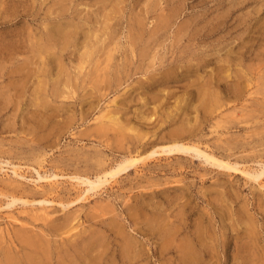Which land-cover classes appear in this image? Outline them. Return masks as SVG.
I'll use <instances>...</instances> for the list:
<instances>
[{"label": "rangeland", "instance_id": "374dc122", "mask_svg": "<svg viewBox=\"0 0 264 264\" xmlns=\"http://www.w3.org/2000/svg\"><path fill=\"white\" fill-rule=\"evenodd\" d=\"M3 2L0 43L12 45L20 64L33 56L25 68L38 69L39 76L30 89L46 81L49 90L62 87L63 96L49 100L43 111L29 89L9 101L0 86V256L11 230L23 225L45 234L52 250H70L60 251L68 261L89 264L73 257L69 247L79 232L74 243L92 233L90 239L98 241L97 264H177L173 248L158 254L161 240L148 231L149 224L155 226L153 216L172 228L181 219L192 227L200 219L208 225L211 256L197 264H264V174L255 179L241 171L254 175L264 163V0ZM59 24H65L64 40L50 39ZM41 41L49 45L46 51ZM204 97L206 111L198 105ZM115 104L143 137L117 143L94 132L99 116ZM141 112L150 120L138 119ZM169 112H176L175 120L187 116L191 141L237 169L210 165L192 152L143 159L101 190L85 192L86 184L70 177L93 180L98 158L107 168L129 151L142 155L152 142L166 144L160 137L174 127L163 121ZM221 119L222 134L212 133L210 125ZM12 195L26 203L8 204ZM45 197L49 202H37ZM248 218L253 239L245 235ZM127 242L133 249L129 262L121 256Z\"/></svg>", "mask_w": 264, "mask_h": 264}, {"label": "bare ground", "instance_id": "6f19581e", "mask_svg": "<svg viewBox=\"0 0 264 264\" xmlns=\"http://www.w3.org/2000/svg\"><path fill=\"white\" fill-rule=\"evenodd\" d=\"M20 1V0H19ZM5 2V0H4ZM3 2V3H4ZM6 3V2H5ZM20 3V2H19ZM1 4V3H0ZM2 5V4H1ZM110 17V16H108ZM107 17V18H108ZM261 22V21H260ZM57 24V23H56ZM55 24V25H56ZM140 24V23H139ZM54 25V26H55ZM107 25V24H106ZM104 25V26H106ZM53 26V27H54ZM67 26V25H66ZM53 27H50L52 28L53 30ZM76 27V26H75ZM109 27V25H108ZM107 27V28H108ZM70 28V27H69ZM77 28V27H76ZM76 28H75V31H76ZM46 29V28H45ZM65 29V24L62 25V24H59L55 30H53V37H52V34L51 35H47L50 39H55L57 41H60V40H64L63 37H65L66 35V31L64 30ZM104 29V28H103ZM83 31L82 29H80L79 27V32ZM105 32L107 31L106 29H104ZM45 31V30H44ZM109 31V30H108ZM107 31V33H108ZM51 32V31H50ZM90 33V30L88 31ZM110 32V31H109ZM78 33V32H77ZM86 33V31H85ZM87 33V34H89ZM50 34V33H49ZM75 34V33H74ZM79 34V33H78ZM86 34V35H87ZM84 37H85V34L83 33ZM94 35V34H93ZM54 36L56 38H54ZM90 36V35H89ZM43 37H46V36H43ZM92 37V35H91ZM128 37V36H127ZM63 38V39H62ZM77 38V37H76ZM75 38V39H76ZM86 38V37H85ZM88 38V36H87ZM86 38V39H87ZM46 39V38H45ZM85 39V40H86ZM89 39V38H88ZM13 40V39H12ZM49 40V39H47ZM6 41V40H5ZM4 41V42H5ZM15 41V39H14ZM14 41H11L12 43ZM18 41V39H17ZM93 40H91L90 42L92 43ZM105 41V38L103 40H101V43L104 44L103 42ZM2 43V39H1V43H0V86L3 87L4 89H6L7 91V98L9 101L13 100V97L14 96H20L22 93H24L27 89L30 90V94L31 95H34L35 97V106L37 107H40L42 108V110H46L50 104H49V100H54V98L56 97H59V96H63V89H61L62 87V83H61V88H57V89H52V90H49V88L47 87V83L48 82H44V86L42 88H39L37 87L39 84L38 81H37V88H31L29 87V83H34L32 82V80H34V77H37L39 75V70L38 69H33V68H25L26 65H30L28 63H34L33 61V56L29 58H26L25 60L21 61L23 62L22 64H20V62L18 61V57L17 55H15V53H13V49L11 48V46L9 45V42H5V43ZM16 42V41H15ZM43 43V41H41ZM45 42V41H44ZM51 42V40H50ZM54 42V41H53ZM75 42V41H74ZM39 43V42H38ZM66 43V42H65ZM100 43V41H99ZM97 43V44H99ZM49 44V42H48ZM94 44V43H93ZM107 44V42H106ZM53 45V43H52ZM60 45V44H59ZM92 45V44H91ZM95 45V44H94ZM14 46V45H13ZM16 46V45H15ZM18 46V44H17ZM38 47V46H36ZM91 47V46H90ZM89 47V49H90ZM99 47H101V45L99 44ZM98 47V49H99ZM103 47V45H102ZM39 48H41V50L43 51H46L47 48H49V45H45L44 43L39 46ZM37 48V49H39ZM54 48V46L52 47ZM56 48V47H55ZM61 48V47H60ZM108 48V47H107ZM112 48V47H111ZM12 49V50H10ZM51 49V48H50ZM97 49V50H98ZM114 49V48H112ZM16 50V49H15ZM33 50V49H31ZM54 50V49H53ZM100 50V49H99ZM106 50V49H105ZM37 51V50H36ZM52 52V50H50ZM108 51V50H107ZM112 51V50H110ZM33 52L35 53V51L33 50ZM89 52V57L92 58L95 51L92 49ZM32 53V52H31ZM38 53V51H37ZM54 53V52H53ZM82 53V52H81ZM110 53V52H109ZM109 53L106 55V56H109ZM36 54V53H35ZM86 54V52H85ZM111 54V53H110ZM28 55V56H29ZM44 55V54H43ZM42 55V56H43ZM62 56V55H61ZM111 56V55H110ZM31 58V59H30ZM38 58V57H37ZM44 58V57H43ZM42 59V58H41ZM54 59V58H53ZM56 59V58H55ZM54 59V60H55ZM82 59V58H81ZM87 59V57H86ZM89 59V58H88ZM154 59V58H153ZM31 62H29V61ZM35 60L37 61V59L35 58ZM40 60V58H39ZM45 60V59H44ZM19 62V65H13L14 62ZM58 61V60H57ZM28 62V63H27ZM39 62V61H38ZM37 62V63H38ZM52 63V62H51ZM18 64V63H17ZM42 64V63H41ZM41 64H38V65H41ZM53 64V63H52ZM79 64V63H78ZM8 65V66H7ZM13 65V66H11ZM21 65V66H20ZM44 64H42L43 66ZM80 65V64H79ZM84 65V64H83ZM107 64H105L106 66ZM32 66V65H31ZM36 66V65H35ZM82 66V65H80ZM44 67V66H43ZM42 67V68H43ZM79 67V66H78ZM83 67V66H82ZM107 67V66H106ZM119 67V66H118ZM41 68V67H40ZM61 68V67H60ZM110 68V67H109ZM54 69V68H53ZM103 69V68H102ZM38 70V71H37ZM47 70V69H46ZM52 70V69H51ZM60 70V69H59ZM58 70V71H59ZM107 70V68L105 69ZM80 71V69H79ZM122 71V69H121ZM127 71V70H126ZM38 72V73H37ZM41 72H44L41 71ZM49 72V71H48ZM53 72V71H52ZM63 72V70H62ZM45 73V72H44ZM54 73V72H53ZM66 73V72H65ZM101 73V72H100ZM41 74V73H40ZM51 74V73H50ZM98 74V73H97ZM96 74V75H97ZM118 74V73H117ZM128 74V73H127ZM95 75V76H96ZM41 76V75H40ZM49 76V74H48ZM52 76H55V75H51ZM64 76V75H63ZM94 76V77H95ZM101 76V75H100ZM106 76L108 78V72L106 73ZM112 76V75H110ZM127 76V75H126ZM125 76V77H126ZM43 77V76H41ZM98 77V75H97ZM96 77V78H97ZM118 77V75H117ZM116 77V78H117ZM45 75H44V77ZM43 78H40L43 80ZM48 78V77H47ZM50 78V77H49ZM48 78V79H49ZM59 78V76H58ZM119 78V77H118ZM130 78V77H129ZM128 78V79H129ZM36 79V78H35ZM52 79V78H51ZM53 79H56L53 78ZM66 79V77H65ZM100 79V77L98 78V80ZM102 79V77H101ZM113 79V78H112ZM124 79V78H123ZM38 80V78L36 79ZM122 80V78H121ZM127 80V79H126ZM49 81V80H48ZM80 81V80H79ZM95 81V80H94ZM97 81V80H96ZM114 81V80H113ZM41 82V81H40ZM70 82V80H69ZM68 82V83H69ZM78 82V81H77ZM75 82V86L79 87L78 86V83ZM98 82V81H97ZM104 82V81H103ZM51 83V82H50ZM83 83V81H82ZM35 84V83H34ZM33 84V85H34ZM42 84V83H41ZM57 84V83H56ZM70 84V83H69ZM99 84V82H98ZM96 83V85H98ZM103 84V83H102ZM105 84V83H104ZM32 85V84H31ZM49 86V85H48ZM51 86V85H50ZM67 86V85H66ZM95 86V85H94ZM99 86V85H98ZM41 87V86H40ZM47 87V88H46ZM2 88V89H3ZM64 88V87H63ZM71 90V89H70ZM74 91V90H73ZM2 92V91H1ZM0 92V102L2 101V96L4 95V91L1 93ZM62 92V93H60ZM69 93H73L71 91H68ZM205 93V91H204ZM207 94V93H206ZM205 94V95H206ZM155 97V96H154ZM156 98V97H155ZM205 98V97H204ZM209 98V97H208ZM57 99V98H56ZM208 99H202V100H199V101H202L200 102V104H198L199 106L201 105L202 108L204 109L203 111H206L207 110V102ZM3 103V102H2ZM90 103V102H89ZM210 104V103H209ZM177 105V104H176ZM158 106V105H157ZM178 106V105H177ZM198 107V106H197ZM197 107H195L197 109ZM201 108V109H202ZM217 108V107H216ZM176 110H181V107H177L175 108ZM123 109H120V107L115 104L114 107L110 108V109H107L103 114H101L98 118V122L97 124L94 126V132L98 135H102V136H106V139L109 140L112 138L115 139V141L117 143H121V142H126L128 141L132 136H135V137H143L144 134H139L138 132V125H130L129 123L131 122L130 118H124V120H122V115H123V112H122ZM183 111V110H182ZM181 111V112H182ZM198 111V110H197ZM47 112V111H46ZM170 113V112H169ZM208 115V114H207ZM125 116V115H124ZM175 116H178L176 115V112L175 114H168V117L166 116L165 120H163L164 122L165 121H168V122H173V125L174 127L170 128L169 131L165 134L162 133L160 139H163L165 138L166 139V144H162V145H156V144H152L151 143V147H153L152 149H150L149 151L147 152H143V154L141 155L139 153V151L137 150V155H133L129 150V152L127 153L128 155L126 156H122L120 157V159L116 160V162L114 163V165H112V162H111V165L112 166H108L107 168L106 167H103L102 165L104 164V161L99 159L96 160V164L99 168H97V171H95V177L91 179H89L87 176L83 177L81 176L80 174L79 175H74V176H70L72 177L73 179H77L78 183H82V184H86V188L83 190L85 192H89L90 190H97L98 188H100L102 185L106 184L107 182H109L110 179H114L117 175H121L127 171H129V169L133 166H135L137 163H139V161L143 160V159H147V158H156L155 156L156 155H165L166 156H183L184 154L186 155L187 153H192L194 155H201L200 157H202L203 155V160H206L205 163H209L210 165H215L219 168H223V169H234L236 170L237 167H236V164H231L229 161H224V160H221V159H218L216 158L215 156L212 155V152L209 153L207 152L206 148H203V150L200 148V142H193L191 141V138L189 137L190 136V127H188L186 123H191L190 119L187 118L185 119L186 117H184L183 119H179V122L177 124V120H175ZM185 116V115H184ZM151 116H144L143 112H141V116L138 118L140 120H150ZM197 118V117H195ZM153 119H156V118H153ZM210 120V117H205L204 121L205 123L209 122ZM155 121V120H154ZM216 122H214L213 124L210 125L212 129V133L215 132V133H218L219 135L222 134V131L219 132V130L217 128L221 127L222 129V126H224V123H225V120L224 119H221L219 121L215 120ZM140 122V121H139ZM193 122L195 121H192V124ZM211 122V121H210ZM213 122V121H212ZM138 123V121H137ZM141 123V122H140ZM170 123H168L169 125ZM191 124V125H192ZM194 125V124H193ZM192 125V126H193ZM205 125V124H204ZM195 127V126H194ZM197 128V127H196ZM129 131H136L135 134H131ZM193 131V130H192ZM199 131V130H198ZM110 132H111V135H110ZM155 135V134H154ZM195 135V134H194ZM194 138V137H193ZM192 138V139H193ZM157 139V138H156ZM194 140V139H193ZM114 141V142H115ZM138 141H141L140 139ZM162 142V141H160ZM164 142V143H165ZM168 142V143H167ZM144 143V142H143ZM155 143V142H154ZM141 144V143H140ZM228 144V143H227ZM108 145V144H107ZM113 145V144H111ZM231 146V145H230ZM224 148V147H223ZM147 149V148H146ZM225 149V148H224ZM206 150V151H205ZM127 152V151H126ZM184 155V156H185ZM188 155V154H187ZM216 155V154H215ZM190 156V155H189ZM192 156V155H191ZM190 156V157H191ZM161 157V156H160ZM202 159V158H201ZM110 160V158H109ZM107 161V160H106ZM105 161V162H106ZM110 165V164H109ZM91 167V166H90ZM92 169V168H91ZM14 173H18L16 172L15 169L12 170ZM241 171L243 173H245L247 176H251L253 178H259L261 175L264 174V163L261 164V167L259 169V171L257 170L255 172V174L253 175L252 173L249 172V170L247 169H241ZM12 172V173H13ZM92 173V172H91ZM56 175H54L55 177ZM93 177V176H91ZM115 180V179H114ZM264 185V184H262ZM101 190V188H100ZM92 192V191H91ZM85 194V193H84ZM87 194V193H86ZM21 200L23 203H26L25 199L22 200V198L20 197H15L12 195L11 197V201L10 203L8 204H12L16 201H19ZM49 199H47L46 197L43 198L42 200H38L37 202H49L48 201ZM32 202H36V201H32ZM181 216V215H180ZM242 216V214L240 215ZM134 217V216H133ZM150 217V216H148ZM178 217V216H176ZM187 218V217H186ZM176 219V218H175ZM188 219V218H187ZM240 219V218H239ZM149 220H151V222L154 225L152 224H149L148 226V231L149 233L152 235V234H157L158 237H159V240H161L157 246H156V250L158 251V254L161 256V254H163V252L165 250H170V249H174L176 251V256L173 258V261L177 264H197L199 263L204 256H207L209 259H210V256H211V245H210V241L212 240V236L211 234L209 233V229H208V225L203 223V220H199L198 222L194 223V226L192 227L189 226V223L186 222L184 219H181L179 220L178 223L174 222L177 224L176 227L172 228V227H167L166 224H164L162 226L161 222L152 216V218H150ZM168 220V219H167ZM189 220V219H188ZM248 226L247 228L245 229V235L247 237H249V239H253V235H254V230L252 229V220L248 218ZM147 221V220H146ZM66 222V221H63V223ZM150 222V221H149ZM171 221V223H173ZM70 223V221H69ZM148 223V221H147ZM192 222H190L191 224ZM66 225V223H65ZM168 225V224H167ZM71 228V227H70ZM39 230V229H38ZM53 230V229H52ZM71 230V229H70ZM111 230V229H110ZM147 231V232H148ZM111 232V231H110ZM116 232V231H115ZM146 232V231H145ZM118 233V232H117ZM79 232H76L75 234H73L75 237H73V242L70 243L69 247L72 248V252H74V255H72L73 257H76V259H81V260H87L89 261V264H97V258L100 256L98 253H97V247H96V239H90L93 235H90L91 237L89 238L88 237V240L86 241H80L82 242L81 244H78V243H74V241L76 240L77 236H78ZM83 234V233H82ZM95 234V232H94ZM182 234V235H181ZM72 235V234H71ZM70 235V237H71ZM72 235V236H73ZM148 235V234H147ZM157 235H154L155 237H157ZM181 235V236H180ZM96 236V234H95ZM69 237V238H70ZM62 238V237H61ZM68 238V239H69ZM72 238V237H71ZM82 238V237H81ZM97 238V236H96ZM96 240V241H95ZM99 240V239H98ZM177 240L178 242L176 244H174V241ZM49 239H47L45 237V234H41L39 233L38 231H36L33 227H24L23 225L22 226H19V227H16V228H13L11 230V237L9 238V243H8V246L6 245V248H5V251L4 253H2V255L0 256V264H84L83 263H79V262H72V259L71 261L69 260H66V257H62L60 255V251H62L61 249H57L56 250H52L51 247L48 245L49 243ZM78 242V241H77ZM98 242V241H97ZM1 243V242H0ZM6 243V241H5ZM130 243L131 242H127L125 244V246L123 247V255L121 256H124L123 258L126 259L127 262L131 261V258H133V256L130 254L131 252H133V249H131L130 247ZM2 244V243H1ZM3 246V245H2ZM248 246V245H247ZM246 246V247H247ZM245 247V246H244ZM1 248V247H0ZM59 248V247H58ZM133 248V247H132ZM67 249V248H66ZM139 250V249H138ZM2 251V250H0ZM8 251V252H7ZM64 252H66L64 249H63ZM62 251V252H63ZM70 251V250H68ZM67 251V252H68ZM102 251V250H101ZM243 251H246L247 252V255H248V249H244ZM3 252V251H2ZM66 252V253H67ZM103 252V251H102ZM101 252V253H102ZM138 252V251H137ZM141 253V252H140ZM173 253V252H172ZM173 253V254H174ZM253 254V253H252ZM120 255V254H119ZM158 255V256H159ZM214 257V255H212ZM68 257V256H67ZM72 257V258H73ZM102 257V256H101ZM120 257V256H119ZM250 257V256H248ZM247 258V256L243 257V260ZM251 258V257H250ZM249 258V259H250ZM70 259V258H69ZM74 260V259H73ZM122 260V259H120ZM119 260V262H120ZM65 261H68V262H65ZM80 261V260H79ZM125 261V260H124ZM87 262V261H86ZM123 263V262H122ZM126 264V262H125Z\"/></svg>", "mask_w": 264, "mask_h": 264}]
</instances>
